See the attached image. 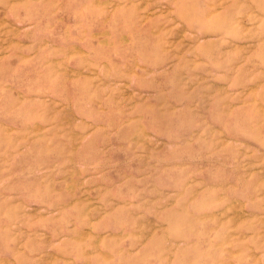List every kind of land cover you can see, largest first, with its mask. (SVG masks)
I'll list each match as a JSON object with an SVG mask.
<instances>
[{"label":"rangeland","instance_id":"374dc122","mask_svg":"<svg viewBox=\"0 0 264 264\" xmlns=\"http://www.w3.org/2000/svg\"><path fill=\"white\" fill-rule=\"evenodd\" d=\"M0 264H264V0H0Z\"/></svg>","mask_w":264,"mask_h":264}]
</instances>
